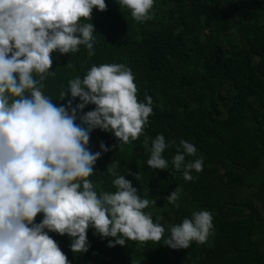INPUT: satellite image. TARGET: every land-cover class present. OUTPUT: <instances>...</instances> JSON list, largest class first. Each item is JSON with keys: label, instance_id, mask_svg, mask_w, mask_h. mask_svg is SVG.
Here are the masks:
<instances>
[{"label": "trees", "instance_id": "trees-1", "mask_svg": "<svg viewBox=\"0 0 264 264\" xmlns=\"http://www.w3.org/2000/svg\"><path fill=\"white\" fill-rule=\"evenodd\" d=\"M105 3L106 11L93 8L91 20H81L94 25V55L84 45L75 53H51L55 75L45 77L41 91L60 106L70 99L60 100L68 81L83 79L93 65L131 69L137 99L150 96L152 114L144 134L127 144L93 129L88 148L100 151L103 142L111 150L101 153L87 179L98 194L115 192L116 177L108 171L115 165L141 198L155 200L144 211L165 229L164 238L108 247L114 238L89 228L88 251L73 253L67 234L48 235L69 264H264V0H154L152 19L143 23L119 0ZM79 102L74 99L72 107ZM94 108L88 104L80 114ZM157 134L195 145L196 156L186 160L202 157L203 170L185 181L183 170L172 165L176 146L162 153L167 169L148 166L144 136ZM176 187L179 207L167 198ZM199 210L213 216L208 242L193 241L187 249L163 244L173 225ZM42 218L37 214L33 222Z\"/></svg>", "mask_w": 264, "mask_h": 264}, {"label": "clouds", "instance_id": "clouds-1", "mask_svg": "<svg viewBox=\"0 0 264 264\" xmlns=\"http://www.w3.org/2000/svg\"><path fill=\"white\" fill-rule=\"evenodd\" d=\"M119 5L137 22L152 19L154 0H119ZM93 8L106 11L105 0H0V264H69L48 232L67 234L73 253L88 251L89 228L101 238H114L108 247L164 238L165 229L144 211L155 200L141 198L115 165L108 169L116 177L115 192L98 194L87 179L101 153L111 150L103 142L100 151L88 148L93 129L111 132L120 144L144 134L152 98L138 101L131 69L93 65L83 79L68 81L60 100L69 94L70 99L60 106L41 91L45 77L55 75L49 71L51 53H75L84 45L88 56L94 55V25L81 22L91 20ZM76 98L80 102L72 107ZM88 104L95 108L80 114ZM150 139L144 136L143 147L152 169H167L162 153L176 146L172 165L183 170L185 181L194 179L193 170H203L202 157L186 160L196 156L192 143L181 139L176 145L162 134ZM180 192L176 187L168 202L179 207ZM41 213L42 220L34 223ZM212 220L210 211H194L170 228L163 244L172 249L204 244Z\"/></svg>", "mask_w": 264, "mask_h": 264}]
</instances>
